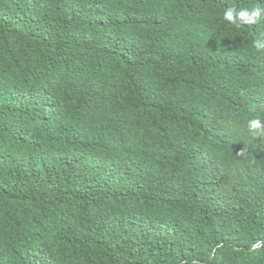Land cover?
I'll list each match as a JSON object with an SVG mask.
<instances>
[{
  "label": "trees",
  "instance_id": "16d2710c",
  "mask_svg": "<svg viewBox=\"0 0 264 264\" xmlns=\"http://www.w3.org/2000/svg\"><path fill=\"white\" fill-rule=\"evenodd\" d=\"M257 7L0 0V264H264Z\"/></svg>",
  "mask_w": 264,
  "mask_h": 264
},
{
  "label": "clouds",
  "instance_id": "9594fccd",
  "mask_svg": "<svg viewBox=\"0 0 264 264\" xmlns=\"http://www.w3.org/2000/svg\"><path fill=\"white\" fill-rule=\"evenodd\" d=\"M262 13H264V8H254L251 11L244 9L239 12H236L234 9H227L223 13V19L228 21L232 24H254L256 23L261 17ZM255 47L258 50H264V43L256 42ZM248 128L250 132L255 133L257 130L264 129V123L261 122L259 119H252L248 121ZM253 249L256 245H252Z\"/></svg>",
  "mask_w": 264,
  "mask_h": 264
}]
</instances>
